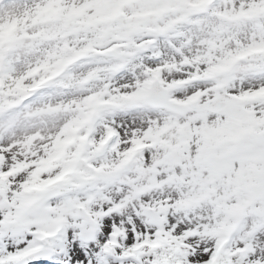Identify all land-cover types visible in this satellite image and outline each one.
Instances as JSON below:
<instances>
[{
  "label": "snow or ice",
  "instance_id": "snow-or-ice-1",
  "mask_svg": "<svg viewBox=\"0 0 264 264\" xmlns=\"http://www.w3.org/2000/svg\"><path fill=\"white\" fill-rule=\"evenodd\" d=\"M0 264H264V0H0Z\"/></svg>",
  "mask_w": 264,
  "mask_h": 264
}]
</instances>
